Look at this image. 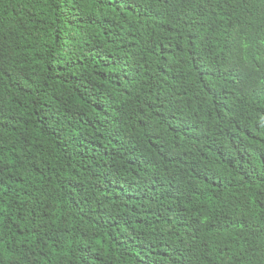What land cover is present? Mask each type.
<instances>
[{"label": "trees", "instance_id": "1", "mask_svg": "<svg viewBox=\"0 0 264 264\" xmlns=\"http://www.w3.org/2000/svg\"><path fill=\"white\" fill-rule=\"evenodd\" d=\"M0 264H264V0H0Z\"/></svg>", "mask_w": 264, "mask_h": 264}]
</instances>
